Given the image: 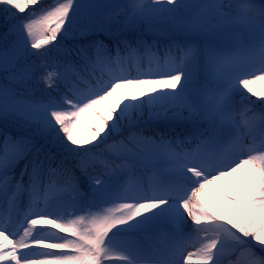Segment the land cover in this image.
<instances>
[{"label": "snow or ice", "instance_id": "1", "mask_svg": "<svg viewBox=\"0 0 264 264\" xmlns=\"http://www.w3.org/2000/svg\"><path fill=\"white\" fill-rule=\"evenodd\" d=\"M0 19L20 124L0 264H264V0H0Z\"/></svg>", "mask_w": 264, "mask_h": 264}, {"label": "trees", "instance_id": "2", "mask_svg": "<svg viewBox=\"0 0 264 264\" xmlns=\"http://www.w3.org/2000/svg\"><path fill=\"white\" fill-rule=\"evenodd\" d=\"M11 26V22H8V24L5 23L3 19H0V36H2L5 32L8 31V28ZM12 39V37H9V41ZM68 46L71 47V41L68 42ZM3 80V74H0V82ZM41 88L44 86L41 85ZM258 88L260 87L259 85L257 86ZM46 91H51V89H46ZM36 94L39 95V89H37ZM253 101L257 103V105L264 103V101L259 100L257 97H251ZM100 111L104 112L103 107H100ZM106 114V113H105ZM20 128V124L18 121H13L12 119H8L7 121L3 118L0 117V139L3 138V135L5 133L10 134L15 136L17 131ZM79 175V173H77ZM87 177H81V189L84 191H87ZM231 195V194H230ZM214 211H217V204L214 206ZM52 230V231H58L56 229H51L50 226L48 225H38L37 230ZM59 235H66L64 233H59Z\"/></svg>", "mask_w": 264, "mask_h": 264}, {"label": "rangeland", "instance_id": "3", "mask_svg": "<svg viewBox=\"0 0 264 264\" xmlns=\"http://www.w3.org/2000/svg\"><path fill=\"white\" fill-rule=\"evenodd\" d=\"M253 173L254 172H248V173H245V175H253ZM221 190L227 191V189H225L223 187V184H221ZM234 190H235V193L237 196H243L244 195V193L241 191V189L238 186H234ZM229 194H231V193H229ZM202 199H203L204 203L207 204L214 211V206L218 203L217 198L214 195V193L209 192L204 197H202Z\"/></svg>", "mask_w": 264, "mask_h": 264}]
</instances>
